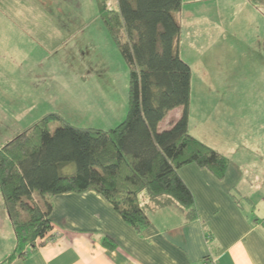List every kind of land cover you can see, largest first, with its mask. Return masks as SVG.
<instances>
[{
  "label": "crops",
  "instance_id": "obj_1",
  "mask_svg": "<svg viewBox=\"0 0 264 264\" xmlns=\"http://www.w3.org/2000/svg\"><path fill=\"white\" fill-rule=\"evenodd\" d=\"M182 1L178 18L198 11V5L204 6L200 12L213 13L219 3L249 0ZM66 19L49 0H0L1 124L9 112L23 114L25 102L36 100V66L50 60L61 45L58 39L67 29ZM249 46L250 59L234 77L236 91L206 101L199 121L189 115L190 134L230 162L222 179L196 164L179 170L194 196V219L174 204L149 211L150 224L138 231L99 193H65L52 199L53 229L44 244L35 250L29 247L25 257L11 263L6 259L15 250L16 238L3 212L0 264H264V44L257 39ZM233 80H225L222 87H231ZM181 113L182 108L170 111L159 129H167ZM214 115L217 120L211 118ZM205 131L213 141L203 137ZM107 237L115 247L104 244Z\"/></svg>",
  "mask_w": 264,
  "mask_h": 264
},
{
  "label": "trees",
  "instance_id": "obj_2",
  "mask_svg": "<svg viewBox=\"0 0 264 264\" xmlns=\"http://www.w3.org/2000/svg\"><path fill=\"white\" fill-rule=\"evenodd\" d=\"M96 2L129 68V110L110 130L79 128L49 113L0 147V191L16 238L10 263L25 257L29 247L35 250L37 240L44 244L53 229L55 196L95 191L142 231L156 208L176 204L190 219L196 217L181 168L196 164L222 179L229 167L228 158L189 132L192 68L180 53L176 18L183 1ZM176 108H182L181 116L159 129ZM56 122L61 124L52 128ZM69 164L75 165L74 174L63 173ZM104 244L115 247L109 237Z\"/></svg>",
  "mask_w": 264,
  "mask_h": 264
},
{
  "label": "rangeland",
  "instance_id": "obj_3",
  "mask_svg": "<svg viewBox=\"0 0 264 264\" xmlns=\"http://www.w3.org/2000/svg\"><path fill=\"white\" fill-rule=\"evenodd\" d=\"M110 2L113 4L115 0ZM49 3H53L56 13L66 14L67 29L58 39L61 45L54 48L51 59L36 66L38 89L32 95L36 100L25 102V113L13 116L11 111L0 123V146L49 113L59 115L64 123L100 130L116 128L127 116L129 68L99 17L96 0H49ZM197 7L198 11L179 14V18L176 14L182 28L181 56L193 70L190 116L195 121L203 117L204 105L210 98L236 91L234 77L243 68V62L250 59L249 44L257 39L264 44V2L219 3L213 13L209 9L200 12L204 6ZM230 50L233 54L228 53ZM232 79L235 80L231 87H222L225 80ZM172 116L164 121V126ZM211 118L217 120L218 116ZM61 123H53L51 127ZM209 134L202 132L203 137L213 141ZM75 170V165L69 164L63 173L74 174ZM4 211L8 213L0 191V218L4 217ZM8 228L6 223L5 231Z\"/></svg>",
  "mask_w": 264,
  "mask_h": 264
},
{
  "label": "built area",
  "instance_id": "obj_4",
  "mask_svg": "<svg viewBox=\"0 0 264 264\" xmlns=\"http://www.w3.org/2000/svg\"><path fill=\"white\" fill-rule=\"evenodd\" d=\"M39 241H40V240H37V241H36V246H37V247L41 246ZM45 241H46V239L44 240V242H45Z\"/></svg>",
  "mask_w": 264,
  "mask_h": 264
}]
</instances>
